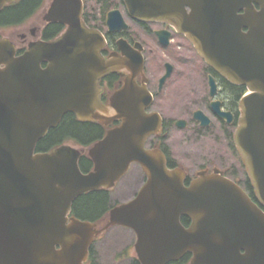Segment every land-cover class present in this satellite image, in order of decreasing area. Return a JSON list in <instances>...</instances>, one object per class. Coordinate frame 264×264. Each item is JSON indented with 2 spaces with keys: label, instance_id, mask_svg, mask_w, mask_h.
I'll list each match as a JSON object with an SVG mask.
<instances>
[{
  "label": "water",
  "instance_id": "1",
  "mask_svg": "<svg viewBox=\"0 0 264 264\" xmlns=\"http://www.w3.org/2000/svg\"><path fill=\"white\" fill-rule=\"evenodd\" d=\"M16 1L0 0V10ZM122 2L134 20L173 25L210 67L246 88L233 141L257 203L217 170L197 172L185 185L186 174L168 168L162 151L146 149L147 138L160 132L161 117L146 112L152 96L133 80L144 66L140 43L131 47L119 39L121 54L104 58L105 38L82 19L83 0H51L44 20L64 27L53 40L31 41L17 55L15 44L0 38V264H87L95 237L112 226L135 233L141 264H167L186 253L189 264H264V0ZM105 24L108 32L128 28L116 8ZM164 33L157 31L165 46ZM121 70L129 75L107 107L98 82ZM171 70L167 63L160 85ZM209 85L214 97L212 77ZM213 107L231 118L218 101ZM67 113L80 122H121L87 150L89 172L79 169L81 152L68 144L36 151ZM194 117L207 124L201 111ZM131 164L146 176L133 199L98 223L71 216L77 197L112 188ZM181 217L189 220L187 227Z\"/></svg>",
  "mask_w": 264,
  "mask_h": 264
},
{
  "label": "flooded vegetation",
  "instance_id": "2",
  "mask_svg": "<svg viewBox=\"0 0 264 264\" xmlns=\"http://www.w3.org/2000/svg\"><path fill=\"white\" fill-rule=\"evenodd\" d=\"M255 7L258 9V6L255 5ZM47 8L44 10L43 15L40 16V18H38L36 20V24L27 30L28 34L27 33H21L18 35L19 40L16 43L14 42L15 47L17 49V55L22 54L27 49V44L31 41H36V40L50 41L58 35L57 34L56 36L52 37L51 39H44V33H45V30L47 29V27L49 25H52V24H59L57 22H47L44 20V15L47 11ZM115 8L119 9V10L123 9L125 14H126V16H124V14L122 13L124 16V19L125 20L128 19V21L130 23H128L126 20V22L128 23L127 24L128 28L125 30L116 31V32H108L107 26L105 24L106 14L109 10L115 9ZM84 10H85V13L87 14V17L91 20V24L95 25L94 20L88 14L89 11L87 10L86 4H85ZM91 10H95L94 5L91 6ZM35 14H36L35 12L33 14H31V16L25 22H27L29 19H31ZM92 21H93V23H92ZM96 25H98V23ZM89 27L95 28L92 25H90ZM134 27H137V32H136ZM11 28H13V27H11ZM242 30L244 32L247 31L246 28H243ZM99 31H101V33L103 34L105 41H106V44H105V47L103 48L102 53H103L104 57L107 59L110 57V55L112 53L121 54V52L119 51L117 44H116V41L119 39H124L131 47H133L136 42L140 43V45L142 47L141 53H142L143 59H144V66L142 69V73H137L134 76L133 80H134L135 85L137 87H141L142 85H144L152 96L151 105L149 106V108L146 109V111L147 112H156L161 117L160 132L158 134L151 135L147 138L146 143H145V148L149 149V150L159 149L160 151H162L163 154L165 155L166 164L169 168L179 167L186 173L187 184H188L189 180H191L193 177H195L197 172L205 171L207 174H210V173H213L214 170H217L218 172H220L221 175L232 178L236 181H239V183L241 184V186L243 188L245 186L246 180L248 181L249 186L251 187L250 182L248 180L247 173H246L245 168H244V166H243V164H242V162H241V160H240V158L236 152V149L234 146V141H233V135H234V132L236 130L238 117H239L238 104H239V100H240L241 96L245 93V91H244L242 93V95L239 96V98H237L238 94L236 93V91H237L238 87L241 88L244 86H239V85H235V84L230 83L228 80H226L224 77H222L216 70H214L212 67H210L199 56V54L196 52L194 46L185 37V35L179 33L174 28L173 25H171L169 23L155 22V21L154 22H141V21H137V20H134L133 18H131L128 15V13L126 12V9H125V6H124L122 0H119V5L117 7L110 6L109 9L105 12L104 20L100 24ZM157 31H164L167 33V34L164 33L162 35H168V45L164 46L160 43L158 35H157ZM136 34H137V36L144 35L146 38L152 39V44L155 47H157L159 49H165V51H167L170 48L173 50L174 45H171V43L175 37H183L191 45V47L194 49V51L196 52L198 57L201 59V61H202L201 63H203L202 65H203L204 79L206 81V93H205V96H203L201 98L200 109L197 107L195 109H193L190 112V116H189L188 120L183 119V118L172 119V120L166 119V117L161 112V111L167 110L165 90L167 89V82L170 80L172 73L175 71V66L171 62L172 57L174 55H172V54L166 55L167 59H169V60L165 61L163 63V65H162L163 73L157 79V82L155 83L154 81L151 80L150 75L148 76V69L150 68V67H148V65H147L148 62L146 60V54H147L148 48L146 47V44L144 43V41L138 39ZM28 37L30 39H28ZM177 47L179 48L180 45H177ZM177 50L178 49L173 50V51L177 52ZM149 51H151V48L149 49ZM173 51H170L169 53H173ZM167 63L172 66L171 74L160 85V83H159L160 78L163 76V74L166 71V64ZM42 66L44 67L45 64H43ZM128 75H129L128 71H125V70L116 71V72H113V73L105 76L104 78H102L99 81V85L101 86L100 97H101V101H102L103 105H105L107 107L110 106L109 100H110L111 96L124 85V81ZM209 77H212L215 81V84H216L217 93L214 97L210 96ZM182 79H185V77H183ZM183 81H185V80H183ZM189 82H187L188 88H190ZM192 84H193V82H192ZM175 89H178V87L173 88L169 92L168 100L171 102V104L170 105L168 104V106L171 108V110H173L175 108H180L179 104H181L186 98L185 94H183L181 97L178 96L177 91H174ZM244 89H245V87H244ZM173 92H174V95H172ZM189 92H190V90L188 89V94H189ZM199 100H200V98H197V101H199ZM216 101L219 102V109L221 112H228L230 114L231 118L229 120H227V117L218 116L215 108L213 107V102H216ZM198 110L201 111L203 113V115L207 118V120H208L207 124L205 123V124L201 125V122L194 117V113ZM75 118H76V116H75ZM76 120L79 121L77 118H76ZM178 120H182L184 122L183 127L177 126ZM81 123H91V124H95V125L99 126V128L101 130V134L99 137L94 138L95 141H97V140H100L109 129H112L114 127L119 126V124L121 122L118 120H113L110 124L104 125L103 123H100L97 119L92 118V120H90L88 122H81ZM171 126H174L178 129H186V128L189 129L188 133L182 137V140H184L188 144L199 143V141L204 142L206 144H209V147L214 148V149L208 151V154H210V153L213 154L216 159L214 158L213 159L214 161L212 160V161H208L205 163H199L197 167H195V166H194V168L190 167L188 170L185 171L184 168H182L178 165L179 163L173 157L170 149H168V147H170L169 143H168V139L170 137L169 133H170V129H171L170 127ZM217 146H219V147H217ZM78 147L82 150V152H86V150L89 146L78 145ZM134 166L140 167L139 165H134ZM128 172H129V170L120 179V181L128 174ZM237 176H240V178H237ZM145 180H146V177H145L142 169L140 168L138 176L135 177L128 184L129 187L132 186V189L134 190L133 197L136 196V194L138 193V191L140 190V188L144 184ZM116 186H117V184H115V186L110 191L115 189ZM128 200H124V201H128ZM120 203L121 202H118L117 204L115 203L114 205H118ZM188 224L189 223H186L185 225L182 224V225L184 227H187ZM114 228H116V229H119V228L120 229L121 228L128 229L134 234V237H135V233L129 228H126L123 226H112V227L108 228L107 230H105L104 232H102L98 236H96L95 241L93 242L92 246L90 247V250L88 251V258L86 261L88 264H96L95 261H93V259H92V257L94 258V256H93L94 255V250H93L94 249L93 248L94 243L97 242L99 237H101L102 235L111 231ZM135 240H136V237H135ZM135 240L133 238L131 241L133 251L132 250H131L132 252L128 251L129 250V245H128L123 251L120 252V255L116 256L117 260H120L122 263L126 262V264H141L139 261V258L137 256V253L135 251V248H134V243H135L134 241ZM188 255H189L188 259L184 258L185 256H188ZM190 258H191V254L186 253L181 258H179L178 260L169 262L167 264H182L183 261H184V264H189Z\"/></svg>",
  "mask_w": 264,
  "mask_h": 264
},
{
  "label": "rangeland",
  "instance_id": "3",
  "mask_svg": "<svg viewBox=\"0 0 264 264\" xmlns=\"http://www.w3.org/2000/svg\"><path fill=\"white\" fill-rule=\"evenodd\" d=\"M50 1L51 0H44L42 7L31 19H29L24 24L13 28H0V37H8L16 43L19 40V34L27 33V30L36 24V20L43 15V12L48 7ZM85 3L87 10L89 11V0H85ZM121 11L124 16H126L124 10L121 9ZM126 20L128 23H130L128 19ZM134 28L137 32V27ZM137 37L139 40L144 41L146 47L148 48L146 54V60L148 62L147 65L150 67L148 69V76L150 75L151 80L155 83L163 73V63L169 60L167 59L166 55H174L171 62L175 66V71L172 73L170 80L167 82V89L165 90L167 110L161 112L166 117V119L172 120L183 118L188 120L190 112L193 109L196 107L200 109L201 98L205 96L206 93V81L204 79L203 63H201V59L183 37H175L172 40L171 45H174L173 50L178 49L177 52H174L171 48L165 51V49H159L155 47L152 44V39L146 38L144 35ZM28 39L30 38L28 37ZM177 45H180V47L178 48ZM150 48L151 51H149ZM170 51H173V53H169ZM183 77H185V79H182ZM187 82H189L190 88H188ZM175 87H178V89L174 90L177 91L178 96L181 97L183 94H185L186 98L181 104H179L180 108L171 110V108L168 106V104H171V102L168 100L169 92ZM188 89L190 90L189 94ZM172 95H174V92ZM197 98H200V100L197 101ZM170 128V137L168 139L170 147H168V149H170L173 157L179 163L178 165L184 168L185 171L190 167H197L199 163L212 161L215 158L213 154H208V151L214 149L209 147V144L200 141L199 143L188 144L182 140V137L188 133L189 129H178L174 126H171ZM68 144L77 147L72 143ZM139 171L140 167L134 165L130 167L128 174L117 184L115 189L110 192L109 199L111 204H117L118 202L122 203L125 202L124 200H128L133 197L134 190L132 189V186L129 187L128 184L138 176ZM237 178H240V176H237ZM133 238L135 240L134 234L125 228H114L111 231L105 233L99 237L97 242H95L93 245V261H95L96 264H126V262L122 263L120 260H117L116 256L120 255V252L123 251L128 245V251H133L131 244Z\"/></svg>",
  "mask_w": 264,
  "mask_h": 264
},
{
  "label": "trees",
  "instance_id": "4",
  "mask_svg": "<svg viewBox=\"0 0 264 264\" xmlns=\"http://www.w3.org/2000/svg\"><path fill=\"white\" fill-rule=\"evenodd\" d=\"M89 2L88 14L94 20L95 25L91 24V20L87 17L85 10L83 19L89 26L92 25L98 29H100V24L103 22L105 12L109 7H117L119 5V0H89ZM43 3L44 0H19L6 5L0 10V28L22 25L31 14L36 13L42 7ZM92 5H94L95 10H91ZM97 23L98 25H96ZM62 29L63 27L59 24L49 25L45 30L44 39H51L59 34ZM244 90V87L237 88V98L242 95ZM100 134L99 126L91 123H81L76 120L73 114L67 113L55 128L50 129L47 135L38 141L36 151H49L63 143L88 146L95 142L94 138L99 137ZM79 168L84 173L88 172L92 168V161L86 155H82L79 159ZM244 189L251 199L256 202L247 180ZM109 195V191L100 189L77 197L72 203L71 215L83 221L98 222L113 207V204L110 203ZM180 221L184 225L189 223L186 217H182ZM184 258L188 259L189 255ZM182 264H184V261Z\"/></svg>",
  "mask_w": 264,
  "mask_h": 264
}]
</instances>
